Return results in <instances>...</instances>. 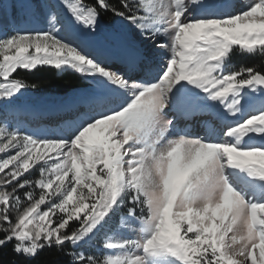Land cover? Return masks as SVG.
Masks as SVG:
<instances>
[{"label": "snow or ice", "instance_id": "6c2138e0", "mask_svg": "<svg viewBox=\"0 0 264 264\" xmlns=\"http://www.w3.org/2000/svg\"><path fill=\"white\" fill-rule=\"evenodd\" d=\"M6 4L0 261L264 264V69L231 64L264 58V0H0V21ZM42 68L84 86L18 106ZM118 213L140 236L101 257Z\"/></svg>", "mask_w": 264, "mask_h": 264}, {"label": "trees", "instance_id": "16d2710c", "mask_svg": "<svg viewBox=\"0 0 264 264\" xmlns=\"http://www.w3.org/2000/svg\"><path fill=\"white\" fill-rule=\"evenodd\" d=\"M104 23L108 24L107 21ZM231 64L237 68L240 65H256L264 69V58L259 56L236 55L232 58ZM21 75L28 83H38L40 87L34 90L44 93H53V89H55L56 94H65L72 89L82 88L84 86V82L72 72H65L62 77H57L56 71L54 69L42 68L34 73H21ZM118 216L119 213L113 217V219H117ZM6 252L7 255L3 257V260L0 261V264H7V262L13 258L11 254V245H9V248L6 250ZM68 260L69 257L55 248H46L38 257L39 264H68Z\"/></svg>", "mask_w": 264, "mask_h": 264}, {"label": "rangeland", "instance_id": "374dc122", "mask_svg": "<svg viewBox=\"0 0 264 264\" xmlns=\"http://www.w3.org/2000/svg\"><path fill=\"white\" fill-rule=\"evenodd\" d=\"M244 1L246 2V0H241V2L239 1L238 2L239 6H243V4L245 3ZM33 3L39 4V3H41V0H33ZM20 7L21 6L19 4H16L15 7H12L11 5L6 4L5 8L7 9L8 15L4 16L2 21H0V22L7 25L9 19H11L14 16H18V13L20 11ZM30 26L34 27L38 30L46 28L44 16L41 13H39V11H37V14L33 18ZM105 26H107V24H105ZM6 31L10 32L11 30L6 29ZM71 91H69L65 94H70ZM65 94L54 95L53 93H44V92L37 91L34 89H29L19 99L18 106H25V107L37 108V109L45 108L46 104L49 102L58 103L59 99L57 98V96L60 99H62L65 96ZM29 126L30 127H36L37 125L33 122ZM48 126L51 127L54 125H48ZM37 173H38V170L33 172L32 176L29 178L30 179L36 178ZM120 221H121V214H119L117 219H112V221L110 222V225L108 226L107 233L102 231L101 234L98 236V239H97V242H96V245L94 248V250H98L97 255H100L101 257H103V255L107 254L104 252V250L102 248V242H103V239H104L106 234L113 236L114 240H120L123 238H132V239L139 238L140 233L138 231V226H137V231L125 230L124 228L120 227Z\"/></svg>", "mask_w": 264, "mask_h": 264}, {"label": "bare ground", "instance_id": "6f19581e", "mask_svg": "<svg viewBox=\"0 0 264 264\" xmlns=\"http://www.w3.org/2000/svg\"><path fill=\"white\" fill-rule=\"evenodd\" d=\"M239 1L241 2V0H237V2H239ZM244 2H245V1H244ZM53 104H56V103H54V102H49V103L46 104L45 107L50 106V105H53Z\"/></svg>", "mask_w": 264, "mask_h": 264}]
</instances>
